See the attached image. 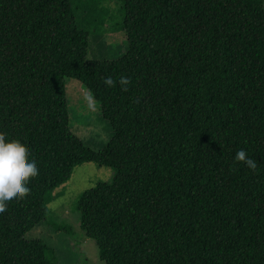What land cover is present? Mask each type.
Returning a JSON list of instances; mask_svg holds the SVG:
<instances>
[{
	"label": "trees",
	"instance_id": "trees-1",
	"mask_svg": "<svg viewBox=\"0 0 264 264\" xmlns=\"http://www.w3.org/2000/svg\"><path fill=\"white\" fill-rule=\"evenodd\" d=\"M119 1L126 48L97 59L71 0H0V134L38 168L0 215V264H54L25 235L84 163L112 171L76 203L104 264H264V0ZM69 79L109 123L101 148L69 127Z\"/></svg>",
	"mask_w": 264,
	"mask_h": 264
},
{
	"label": "rangeland",
	"instance_id": "rangeland-1",
	"mask_svg": "<svg viewBox=\"0 0 264 264\" xmlns=\"http://www.w3.org/2000/svg\"><path fill=\"white\" fill-rule=\"evenodd\" d=\"M75 8L77 26L87 29L89 58L112 59L124 52L125 34L122 30L123 6L119 0H71ZM88 9H92L88 14ZM95 19V20H93ZM124 36V39H123ZM78 83V82H77ZM75 80L66 83L69 127L86 145L101 148L112 132L109 123L99 112V105L85 100L86 90ZM112 171L94 163L76 165L69 179L52 191L47 204L49 217L26 233V238H38L52 251L47 257L54 264H104L98 256L93 240L78 227L76 210L78 197L98 181H108ZM41 226V227H40ZM63 226L64 229H57Z\"/></svg>",
	"mask_w": 264,
	"mask_h": 264
},
{
	"label": "clouds",
	"instance_id": "clouds-1",
	"mask_svg": "<svg viewBox=\"0 0 264 264\" xmlns=\"http://www.w3.org/2000/svg\"><path fill=\"white\" fill-rule=\"evenodd\" d=\"M119 79L121 84L127 85L126 77L122 76ZM103 84L111 86L112 78L104 77ZM85 100L91 103L92 96L85 97ZM27 156L25 148L15 142L5 143L4 135L0 134V215L7 211L6 205L9 202L22 198L29 192L28 180L38 174L36 161L28 159ZM233 160L243 162L244 166L252 170L257 166L255 159L246 156L242 148L235 151Z\"/></svg>",
	"mask_w": 264,
	"mask_h": 264
}]
</instances>
